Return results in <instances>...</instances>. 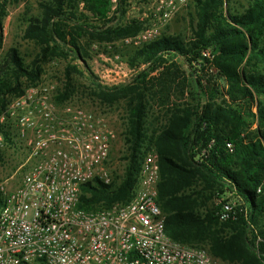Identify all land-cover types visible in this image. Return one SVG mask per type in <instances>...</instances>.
Returning <instances> with one entry per match:
<instances>
[{
	"label": "trees",
	"instance_id": "16d2710c",
	"mask_svg": "<svg viewBox=\"0 0 264 264\" xmlns=\"http://www.w3.org/2000/svg\"><path fill=\"white\" fill-rule=\"evenodd\" d=\"M20 1L0 0V50L9 6ZM133 3L40 2L38 14L24 16L22 31V38L38 50L33 61L27 64L20 51L12 48L0 64V115L11 98L41 80L46 64L67 62L58 103L81 94L107 107L124 102L127 115L122 176L117 175L110 186L98 181L83 185L79 208L92 211L130 201L144 159L155 150L160 165L158 202L166 215L167 235L184 245L206 249L216 260L264 264V0H195L192 38L162 35L141 48L114 46L107 54H120L135 69L146 67L131 84L103 86L86 64L89 47L138 34L144 22L127 16ZM207 49L211 59L203 55ZM171 56L194 71L189 91L184 82L177 85V91L182 96L187 92L191 100L169 108L159 127L150 130L149 97L154 83L148 78L163 70L157 83L168 98L170 85L185 75L175 63H169ZM194 62L201 71L212 65L225 80L223 98L208 96ZM74 74L88 76V93L75 86ZM2 131L11 143L10 133ZM224 197L234 201L236 220H219L217 200ZM3 203L0 194V207Z\"/></svg>",
	"mask_w": 264,
	"mask_h": 264
},
{
	"label": "built area",
	"instance_id": "2783aa9c",
	"mask_svg": "<svg viewBox=\"0 0 264 264\" xmlns=\"http://www.w3.org/2000/svg\"><path fill=\"white\" fill-rule=\"evenodd\" d=\"M148 1L154 5L153 14L144 13L140 20L154 15L157 21L134 36L104 44L106 50L157 41L162 37L157 23L170 21L191 0ZM203 55L212 58L209 49ZM109 60L116 64L97 71L101 85L134 81L137 71L127 68L120 54ZM56 96L51 85L31 86L11 98L0 115V148L8 143L4 129L11 144L27 153L16 186L0 181V264H216L206 249L167 235L166 215L158 202L160 165L155 150L144 159L130 201L92 211L79 208L83 185L115 182L109 159L117 131L105 114L71 100L58 103ZM217 204L221 222L237 219L234 201L224 197Z\"/></svg>",
	"mask_w": 264,
	"mask_h": 264
},
{
	"label": "rangeland",
	"instance_id": "374dc122",
	"mask_svg": "<svg viewBox=\"0 0 264 264\" xmlns=\"http://www.w3.org/2000/svg\"><path fill=\"white\" fill-rule=\"evenodd\" d=\"M42 1L43 0H21L18 4H12L9 6L8 16L4 23V38L2 49L0 50V64L8 57V53L12 48L18 49L20 51L27 64H30L33 61L38 50L32 43L25 41L22 38V31L25 28L24 16L27 17V13H29V15L38 14L40 12L39 4ZM132 1H134L133 8H135V10L132 12V16L129 17H135L140 20L141 17H143L144 13L153 14L154 5L150 1ZM152 17H154V15H152L150 19L142 20L144 22L143 29L152 25V23L154 24L157 21ZM196 19L197 13L195 9V0H191L188 5L184 6L178 12H176L170 19V21H161L157 24H159L160 26L162 35H182L183 38H186L188 41L190 38H192V30ZM93 45H90L89 47L90 56L86 60V64L90 68V71L93 72L94 75L98 78L97 71L99 69L116 63L110 62L109 56H112V54H107L108 50H106L104 46L100 49H95ZM126 48L127 47H122L121 49ZM128 48L130 49L131 47ZM101 54H103L104 57H101ZM168 61L169 63H175L181 71H185V75H181L179 78H177L174 84L170 85V96H168V98H166L164 94H161L160 82L157 83V80L162 77L161 71L163 70H158L152 73L148 78V80H151L154 83V93L149 97L151 106L150 112L148 114V127L150 130L159 127V122H161L163 117H165L169 108L174 107L175 104L183 103V101L190 102L191 100L187 92H185V96H182V94L177 91V85L184 82L186 86L188 85L187 90L189 91L192 79L190 74L194 72L193 69H191L189 66L184 67L183 61L181 59H177L174 56L169 57ZM72 63L75 64V62ZM125 63L127 68L129 67L130 70L137 71L136 77L141 72V70L146 67L143 66L142 68L135 69L133 67H130L127 62ZM79 64L83 66L82 63ZM67 65V62L58 60L46 64L44 66L45 71L41 80L31 86L40 84L51 85L55 87L56 91L58 92V90L63 89L64 83L66 82L65 71ZM193 65L196 67L195 70L197 71L198 75H200L206 83L207 90L209 91L208 96L213 98L214 100L223 98L222 95L225 94L224 89H227V83L223 78L218 76L216 70L212 67V65L207 66L206 70L203 71H201L202 67L198 63L194 62ZM73 78L74 84L79 88L80 92L88 93L90 91L91 85L88 76L74 74ZM217 92H220L221 94H218ZM71 101L93 112L105 114L111 121L113 127L116 129L117 139L113 143L112 152L109 159V166L114 172V180L117 181V175L122 176L125 164L122 160V157L124 155L123 152L125 151L123 134L125 132V123L127 117L125 111V103L121 102L119 104H116L114 107H107L98 103H94L91 99L82 96L81 94H77V96ZM247 110L248 108L246 109V111ZM26 161L27 153L24 149L16 147L11 143H7L5 147L0 148V181H9V186L12 188L16 186L15 182L20 181L24 175V171H22L21 166ZM11 177L13 178V180H11ZM214 260L216 261V264H231L216 259Z\"/></svg>",
	"mask_w": 264,
	"mask_h": 264
}]
</instances>
